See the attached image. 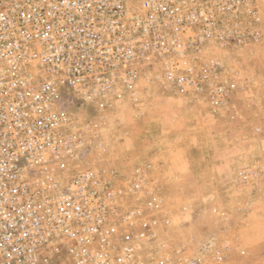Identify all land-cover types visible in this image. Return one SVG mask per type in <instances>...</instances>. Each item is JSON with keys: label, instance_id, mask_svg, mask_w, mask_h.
Listing matches in <instances>:
<instances>
[{"label": "built area", "instance_id": "built-area-1", "mask_svg": "<svg viewBox=\"0 0 264 264\" xmlns=\"http://www.w3.org/2000/svg\"><path fill=\"white\" fill-rule=\"evenodd\" d=\"M260 21L257 0H0V264H208L160 235L150 163L126 178L87 163L107 147L83 108L104 119L156 79L224 106L216 49L258 40ZM262 179L263 162L237 177Z\"/></svg>", "mask_w": 264, "mask_h": 264}, {"label": "rangeland", "instance_id": "rangeland-1", "mask_svg": "<svg viewBox=\"0 0 264 264\" xmlns=\"http://www.w3.org/2000/svg\"><path fill=\"white\" fill-rule=\"evenodd\" d=\"M257 3L261 37L216 49L227 70L221 77L236 84L226 105L215 108L206 94L166 89L156 79L136 96L119 101L104 119L95 109L83 108L107 147L101 154L96 143L87 163L97 169L114 168L124 178L144 162L152 165L156 177L149 152L180 142L170 138L171 132L192 131V146L214 151L206 158L217 164L219 177L204 195L188 194L187 187L167 188L160 181L169 197L170 219L160 235L173 243L187 242L189 251L203 255L208 264H264V198L258 187L264 186V179L246 185L237 180L242 168L264 163V0ZM249 199L255 203L245 204ZM218 251L225 254L221 261Z\"/></svg>", "mask_w": 264, "mask_h": 264}, {"label": "crops", "instance_id": "crops-1", "mask_svg": "<svg viewBox=\"0 0 264 264\" xmlns=\"http://www.w3.org/2000/svg\"><path fill=\"white\" fill-rule=\"evenodd\" d=\"M193 134L188 130L171 132L170 138H176L174 140L180 142L168 147L155 148L154 151L149 152V159L155 165L153 172L165 187L171 189L187 187L186 193L195 192L199 197L205 194L207 188H214L219 175L217 164L214 161L209 162L210 159L206 158V155H214V151L211 152L199 145L192 146ZM166 136L169 138L168 135ZM189 186H193L194 189H188ZM249 203L255 202L250 199L245 202V204ZM239 207L242 213L246 212L244 204Z\"/></svg>", "mask_w": 264, "mask_h": 264}]
</instances>
